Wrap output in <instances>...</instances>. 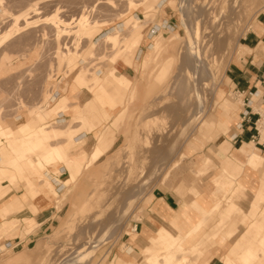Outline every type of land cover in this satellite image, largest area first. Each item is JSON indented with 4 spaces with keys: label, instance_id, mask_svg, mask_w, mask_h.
<instances>
[{
    "label": "rangeland",
    "instance_id": "obj_1",
    "mask_svg": "<svg viewBox=\"0 0 264 264\" xmlns=\"http://www.w3.org/2000/svg\"><path fill=\"white\" fill-rule=\"evenodd\" d=\"M133 1L130 4L128 0H110L108 6L104 0H0V139L3 142L0 150L9 151V159L16 154L17 136L29 133L20 132L21 120L28 118L27 124L34 131L27 138L40 128L56 125L70 129V134L63 135L58 142L47 137L49 144L39 154L56 143L64 145L66 154L63 156L55 148L61 162L47 165L46 170L57 174V168L62 166L63 182L68 177L65 160L73 154L72 160L79 170L76 180L56 194L51 190L42 194L51 203V213L42 224L12 215L23 209L21 200L37 194L31 196L17 174L0 175V212L4 213L0 214V221L5 220L7 226L0 234V264H106L135 234L134 224L141 219L143 204L155 185H168L181 200H188L192 198L187 193L188 185L193 183L201 190L214 169L212 162L202 175L197 177L193 172L201 167L205 155H215L216 142L227 136L225 132L212 137L214 125L205 118L218 121L225 116L216 110V91L221 90L223 98L234 103L241 100L223 77V69L232 54L241 52L237 40L256 14L264 10V0H146L142 6L137 3L140 0ZM83 14L91 20L89 26L78 23ZM133 16L139 17L142 29L128 36L125 22ZM167 17L170 21L164 26L161 22ZM60 27L93 30L96 34L80 39L66 31L58 39L56 33ZM149 31L154 32L153 39L163 34L162 45L156 46L148 68L143 69L141 59L140 66L139 60H133L141 55L140 47L145 50ZM114 33H121V41L113 50L103 40ZM190 36L195 43L188 49ZM68 48H74L76 55L62 53L70 54ZM130 62L134 66H129ZM126 67L132 70L129 76L132 83L121 87L127 89L122 97L121 88L113 81V68L120 72ZM40 71L45 72L46 81L43 93L38 94L36 85L28 82ZM71 79L79 88L69 100L65 92ZM110 84L115 85L111 92L115 103L110 116L105 117L100 110L104 100L96 92ZM54 89L59 92V100L51 107L52 102L46 100ZM130 89L132 95L127 98ZM119 99L122 100L118 103ZM62 104L67 109L55 111ZM39 107L47 108V117L41 116L38 121ZM62 112L66 118L60 123L62 118L56 115ZM18 115L20 122L16 120ZM200 124L206 131L211 130L210 136L199 131ZM10 125H17L13 132ZM81 133H86L85 144L81 141L73 143L76 147L70 146L71 139ZM90 153L95 160L91 157L89 165ZM38 172L39 181L36 173L30 174L35 184L43 183L44 177ZM217 172L219 167L213 174ZM18 190L23 194L13 198L5 214L3 202ZM241 192L236 200L242 198ZM219 201L220 205L225 204V199ZM182 209L184 215L189 213ZM216 219L213 215L205 228ZM244 227L245 224H238L232 241ZM14 236L25 239L16 246L4 247L2 243ZM152 247L155 252L153 243ZM168 249L163 246L158 254ZM154 252L151 256L158 259ZM257 259L254 264H264V258Z\"/></svg>",
    "mask_w": 264,
    "mask_h": 264
},
{
    "label": "crops",
    "instance_id": "obj_2",
    "mask_svg": "<svg viewBox=\"0 0 264 264\" xmlns=\"http://www.w3.org/2000/svg\"><path fill=\"white\" fill-rule=\"evenodd\" d=\"M162 20L161 23L164 26L166 22L170 21L169 17ZM172 28L170 26L169 30L171 31ZM149 35H152V38H149ZM146 37V44L143 48L145 47L147 51L148 46L154 41V32L150 33L149 31ZM143 41L144 40H142V42ZM237 46L241 52L232 54L224 66L223 77L230 84L231 90L235 91V93L240 96L241 103H234L228 99L226 100V98L222 96L221 99H218L219 101L215 99V103L217 104L216 110H218L220 114L224 113L226 117L221 116L218 121H215L212 117H206V119L211 120L214 125V131H212L214 134L212 137H216L218 133L225 132L227 136L216 142L214 146L215 155L210 157L205 155L202 159L201 167L197 169L201 170L204 168V161L206 159L210 160L211 165L212 162L214 164V169L210 172L207 181L202 185V193L196 197L183 201L176 192L168 187V185H155L148 194V201L143 204L141 219L138 223H135L134 231L132 230L135 234L128 238V242L124 243L120 247V250H117V255L106 264H141L144 262L147 264H161L158 259L151 256V253L154 252L152 247L154 238L159 237L163 239L166 244H169L180 235V237L183 236L186 238L189 232H191L200 220L212 209L213 204L222 198L225 199V204L223 206L226 205V202H230L237 206V216H234L230 225L221 231V235H218L215 239L206 241L203 246H201L200 252L202 254L196 260L195 264H220L221 255L222 264H238L240 255L246 250L258 259L264 258V228L257 227L258 219L264 222V135L262 134L264 133V129L262 131L259 130L258 124L263 118H258L256 114V112L260 113L261 108H264V10L256 14L254 21L248 29L239 36ZM145 50L140 47V54L144 53ZM140 57L141 55L136 57L133 62L139 60V65ZM133 62H130L128 65L134 66ZM120 64L125 65L123 62ZM113 70L132 83L129 79L132 73L130 67H126L120 70V72L117 71L116 68H113ZM44 74V71H40L31 82H28L29 84L32 83L36 85L38 94L43 93L45 89L46 78ZM125 91H127V89H120L122 97H124ZM131 95L132 90L130 89L127 98H130ZM58 97L59 92L57 97L52 99V101ZM121 100L122 99H119L118 103L121 102ZM18 117L20 119L19 115ZM56 117L62 118L61 121L59 120L60 123H63L66 118L63 112L56 115ZM93 123L96 128L97 122L94 119ZM200 128L199 131H202L206 136H210L211 130L209 128L207 130L208 132L202 128L201 124ZM61 129L64 130L65 128ZM260 133L262 135H260ZM81 134V136L86 137V133ZM25 137L26 136H17V145L14 148L16 154H13L11 159L19 158V163L27 159H32L34 161L32 171L36 173L37 176L39 174L38 171H41V174H44L49 181H43V183H39L40 185L35 184L32 180V175H30L33 172L29 169H24L22 172L23 176L38 186L40 194H37V196L31 199L21 200L24 202L23 209H20V211L12 215L20 219H33V221L42 224L48 219L51 213V203L49 204L47 198L42 194L47 193L49 190L56 194L57 191L61 189L52 178L54 174L53 171L46 170L47 165L56 161L61 162L60 156L54 151L59 145L58 143L51 144L50 150L42 154H37L28 144L27 140H23ZM77 137H80V135H77ZM100 139H102V137ZM97 143L96 141V144ZM259 146H262L263 149ZM194 148H196V146ZM260 151H262V154H260ZM22 153H24V156ZM91 155L92 153H90L89 156V165L90 161H92ZM246 155L248 158H246ZM93 160L95 159L93 158ZM218 167L219 172L213 174L215 168ZM58 169L61 170L60 174L65 172L62 166H59L57 170ZM0 173L2 175L14 176L17 174L11 165L1 163V158ZM219 173H226L227 176L231 177L232 186L220 187L218 184H213V177ZM66 176L68 175L66 174ZM39 180L40 178L37 181ZM24 183L25 185L27 184L25 181ZM1 187L2 186H0V190ZM26 188L28 191V185H26ZM237 191H239V193L241 191L244 192H241L239 196L242 198L236 200L239 194ZM22 194L20 190L16 192L13 191L8 195V200L3 202L4 204L1 207L13 201L14 197L20 198ZM29 194L32 196V193ZM260 203L261 205L263 204V206H261ZM27 207H30L31 211H34V213H31ZM182 208L188 210L189 213L184 215ZM0 214L4 213L0 212ZM191 217L193 218L190 219ZM238 220L239 222L236 223ZM4 222L5 220L0 221V234L4 233L7 229ZM216 223H218V217L206 228V230H200L195 235L188 237L186 239L188 240L187 246L190 247L195 245L201 236L213 225H216ZM240 223L245 224V227L232 241L231 238ZM207 224L208 222L206 225ZM184 233L185 235H183ZM194 238H196V240L192 242ZM24 239H19L18 236H14L10 239H6L2 244L4 247L16 246L23 242ZM211 244L213 245L209 247ZM120 252L123 253L120 254ZM143 253L145 254V258L141 256ZM208 253H210V259H208ZM130 256L131 260L128 261Z\"/></svg>",
    "mask_w": 264,
    "mask_h": 264
},
{
    "label": "bare ground",
    "instance_id": "obj_3",
    "mask_svg": "<svg viewBox=\"0 0 264 264\" xmlns=\"http://www.w3.org/2000/svg\"><path fill=\"white\" fill-rule=\"evenodd\" d=\"M105 2V4L107 5L108 4V6L110 5V3H108V1H110V0H104ZM116 1V0H115ZM114 0H113V2H115ZM133 0H128V3H130V2H132ZM193 1V0H192ZM113 2H112V4H113ZM133 2H135V1H133ZM136 3V2H135ZM139 5H143V4H145L146 3V0H140V1H138L137 2ZM98 4V3H97ZM100 4V3H99ZM131 4V3H130ZM91 6H93V4L91 5ZM90 6V7H91ZM115 6V5H114ZM90 7L88 8L89 10H90ZM112 7V6H111ZM114 8V7H113ZM199 8V7H198ZM87 9V8H86ZM86 11V10H85ZM85 11H83V12H85ZM36 12V11H35ZM85 14V13H84ZM82 15V17L78 20L79 22L78 23H81L82 25H84L85 27L86 26H89L90 25V23H91V20L88 18V16H86V15ZM125 24H126V30H127V35L129 36V35H131V34H133L134 32H136V31H139L140 29H142L141 28V26H140V19H139V17H132L131 19H128L126 22H125ZM124 27V26H123ZM172 28V27H171ZM121 29V28H120ZM119 29V30H120ZM123 29V28H122ZM58 30L59 31H57V33H56V36H57V38L58 37H62L61 35H63V33L64 32H66V31H68V32H70V34L72 33V34H74L75 36H79L80 37V39L82 38V36H83V38L85 39V38H89L90 36V38H92L95 34H94V31L92 30V31H89V30H86V31H80V30H78V29H76V28H73V29H69V30H67L66 28L64 29L63 27H60V29L58 28ZM171 31H173V28L171 29ZM59 33V34H58ZM174 33V32H173ZM94 34V35H93ZM120 34L121 33H114V34H112V35H107L106 37H105V39L103 40L104 41V43H106V44H108L109 46H111V48L114 50L117 46H118V44L120 43V39H119V36H120ZM69 35V34H68ZM64 36V35H63ZM87 36V37H86ZM161 36H163V34L161 33V34H159L155 39H154V42L155 43H153V44H151L150 46H148V49H147V51L146 52H144V53H142L141 54V63H142V68L143 69H147L148 68V64H149V61H150V59H151V56H152V54L155 52V50L157 49L156 48V46L158 47V46H161L162 45V39H161ZM176 36V35H175ZM3 38V37H2ZM78 38V37H77ZM149 38H152V35H149ZM59 39V38H58ZM75 40V39H74ZM76 41V40H75ZM74 41V42H75ZM194 42V40H193V37L192 36H190L189 37V39H188V41H187V46H188V49H190L191 47H193L192 45L195 43H193ZM74 45V44H73ZM70 47V46H69ZM68 49H71V48H68ZM73 49V50H72ZM71 49V51L69 50V52H71L70 54H67L66 52H62V53H64L65 55H67V56H70V55H73V54H75L76 55V53H77V51H74V48H72ZM63 50H65V48H63ZM74 52V53H73ZM66 56V57H67ZM78 57V56H77ZM63 58V57H62ZM64 61V60H63ZM62 61V62H63ZM66 64H67V62H66ZM182 65H184V64H182ZM146 71V70H145ZM199 70H197V73H200L201 74V72L199 71ZM113 81L115 82V84L116 85H118L120 88L121 87H127L128 85H129V81L126 79V78H124L122 75H120V74H118L117 72H115L114 74H113ZM118 83V84H117ZM52 84V83H51ZM115 85H113V87H111V84L110 85H108L107 87L106 86H102L100 89H98L97 90V94H100V95H98L100 98H102V100H104V103H103V105H101V108H100V110H101V112L104 114V116L105 117H109L110 115V111H111V109L114 107V98L112 97V95H111V92H112V89L113 88H115L114 87ZM66 88V87H65ZM77 88H79V85L75 82V80H73V79H71V84H70V86H69V88H68V90H67V92H65L66 93V95L68 96V99L70 100V98H72V96H73V92H74V90L75 89H77ZM197 90V89H196ZM196 92H198V91H196ZM215 94H217V100L218 99H221L222 98V91L221 90H219V91H216V93ZM199 95H200V93H199ZM198 95V96H199ZM97 96V97H98ZM199 97H201V96H199ZM210 99V98H209ZM59 100V97L57 98V99H55V100H51L52 101V104L50 105L51 107L52 106H54V104L57 102ZM204 100V99H203ZM207 100V99H206ZM219 101V100H218ZM205 102V101H204ZM236 102H240L241 103V100H238V101H236ZM46 103V102H45ZM205 103H202V106H205L204 105ZM47 106V105H46ZM50 106H47V108L48 107H50ZM39 108H41V110H39V112L36 114V120H38L39 121V118L42 116H46L47 117V114L45 113V111H47V108H45V109H42L43 107H39ZM65 109H67V106H64L63 104L62 105H59L56 109H55V111L56 110H65ZM70 109V108H69ZM54 111V112H55ZM203 113V115L202 116H204V112H202ZM198 116H200V115H198ZM18 117V116H17ZM21 117V116H20ZM45 117V118H46ZM202 118H204V117H202ZM18 119H19V117L18 118H16V120L18 121ZM28 119V118H27ZM24 120V121H22L21 119V123L19 124L20 125V127H22V128H20V132H25V131H27V132H29V133H27L25 136H29V134H31L32 132H34V131H32L31 130V128H30V126L27 124V121L28 120ZM206 119V118H205ZM0 120H1V118H0ZM20 120L18 121V122H20ZM201 121L203 120V119H200ZM199 120V121H200ZM198 122V121H197ZM1 123V122H0ZM198 123H200V122H198ZM197 123V124H198ZM196 124V123H195ZM11 126V131L13 132L15 129H16V126L17 125H14V126H12V125H10ZM49 128H51V129H49ZM258 128H259V130L260 131H262L263 129H264V118H263V120L262 121H260L259 122V124H258ZM61 128H57L56 127V125H50V126H47V127H43V128H40V129H38L37 131H35V135L34 136H32V137H29V138H27L26 137V139H27V142H28V144L37 152V154L42 150V148L46 145V144H49V142H47L46 141V138L47 137H49V136H51L52 137V139L55 141V142H58L57 140H60V138H63L62 136L63 135H69L70 134V129L67 131V130H60ZM78 135H80V137H77V135L76 136H74L72 139H71V145L70 146H72L73 145V143H75V142H81V141H84V142H82V143H84L85 144V140H87L86 139V137H84V136H81L82 134H78ZM201 135V134H200ZM261 141H262V139H261ZM2 144H3V142L1 141V139H0V148H1V146H2ZM58 144H60V143H58ZM76 144H78V143H76ZM193 145V144H192ZM195 145V144H194ZM69 146V147H70ZM75 146V145H74ZM74 146H72V147H74ZM3 147V146H2ZM76 147V146H75ZM100 147V146H99ZM71 148V147H70ZM58 151H60L62 154H63V156H64V154H66L65 153V147H64V145H62V144H60V146H58V149H57ZM98 150V152H99V150H100V148H98L97 149ZM249 151H251V150H249ZM253 153V152H252ZM36 154V153H35ZM22 155L24 156V153H22ZM74 155V154H73ZM73 155H72V157H70L71 159H69L68 157H67V159L65 160V167H66V169H67V175H68V177L66 178V177H64L62 180H63V182H61V178H60V172H61V170L60 169H58L56 172H58L57 174H53L55 177L53 178V180L55 181V183L57 184V186H59L60 188H64V187H66V186H68V184L69 183H71V182H74L75 180H76V178H77V175L79 174V170H78V168H77V166L74 164V160H72L73 159ZM247 156V155H246ZM11 156H10V153H9V151L8 152H3V151H1L0 150V158H1V163L2 162H4V163H6V164H9V165H11L13 168H14V170H15V172L17 173V177L19 178V179H22V180H24L27 184L26 185H28V188H29V190H28V193H32V196L34 197V195H36V194H40V191L38 190V186H36L35 184H33L32 182H30L29 180H27L24 176H23V174H22V172L24 171V169H32V166L34 165V161L32 160V159H27L26 161H24V162H22V163H19L18 161H19V158L18 159H9ZM246 158H248V156L246 157ZM211 166V162H210V160H205L204 161V168L203 169H201V170H196V171H193L194 173H195V176H199V175H202L203 173H205L206 172V170L209 168ZM192 172V171H191ZM190 174V173H189ZM0 175H1V173H0ZM42 175V177H44V179H43V181H47L48 180V178L47 177H45V175L44 174H41ZM192 175V174H191ZM38 176L40 177V179H41V176L38 174ZM79 176V175H78ZM201 177V176H200ZM57 179V180H56ZM192 179H193V177H192ZM0 180H1V178H0ZM12 180H13V178H12ZM49 181V180H48ZM199 181V180H198ZM193 182V181H192ZM195 182V181H194ZM212 183L213 184H218V185H220V187H222V186H230L231 184H232V178L231 177H229V176H227V174L226 173H219L218 175H215L214 177H213V179H212ZM41 184V183H40ZM39 184V185H40ZM193 184V183H192ZM188 185L189 186V188H188V190H187V193L188 192H190V194H192V198L193 197H196V196H198V195H200L201 193H202V191L201 190H199L196 186H194V185ZM195 184V183H194ZM232 186V185H231ZM263 194H264V192H263ZM264 196V195H263ZM260 199H261V197H260ZM263 199V198H262ZM40 200V199H39ZM220 200V199H219ZM217 201V202H215L214 204H213V207H212V209L207 213V215H205L201 220H200V222L197 224V226H195V228H193L192 229V231L191 232H189V235H187V237L185 238V237H180V236H178L176 239H174L172 242H170L169 244H166V242H164V240L163 239H161V238H159V237H155L154 238V241H153V244L155 245V248H156V251L154 252V254H156V256H154V257H158V260H159V262L161 263V264H192V262H193V264H195V262H196V260L200 257V255L202 254L201 252H200V248H201V246H203V244L206 242V241H208V240H210V239H215V238H217V236L218 235H221L220 233H221V231H223L228 225H230V223H231V220H232V216H235L236 215V213H237V211H238V208H237V206H235L234 204H232V203H228V202H226V205L225 206H222V205H220V202L221 201ZM11 201V200H10ZM12 202L13 201H11V202H8V203H6V205L3 207L4 209L3 210H5V211H7V212H5V214L6 213H8V211H9V209L10 208H8V206L10 205V204H12ZM259 202H260V200H259ZM261 202H263V201H261ZM15 203V202H14ZM16 203H18V202H16ZM15 203V204H16ZM14 204V205H15ZM264 204V203H263ZM263 204L261 205V203H260V205L261 206H263ZM15 208V207H14ZM35 209V208H34ZM36 210V209H35ZM213 215H216L217 217H218V223H216V225H213L208 231H206L202 236H201V238L198 240V242L195 244V245H193V246H190V247H188L187 246V241L188 240H186L188 237H190L191 235H195L196 233H198L200 230H206V223L209 221V220H212V216ZM215 218V217H214ZM254 223V222H253ZM257 227L258 228H264V222L261 220V219H258L257 220ZM133 231H134V228L132 229ZM183 235H185V233L183 234ZM97 243V242H96ZM89 244V243H88ZM163 246H165V247H169V249L166 251V252H164V253H162V255H160V254H158L159 253V248H161V247H163ZM92 249L93 248H91V251H92ZM91 251H90V254H91ZM87 252V251H86ZM191 254H193V256H191ZM209 254V253H208ZM159 255H160V257H159ZM235 259V258H234ZM254 259H255V257H254V255H252L249 251H244V253H242L241 255H240V257H239V259H238V262L240 263V264H254V263H256V261H254ZM257 261H258V259H257Z\"/></svg>",
    "mask_w": 264,
    "mask_h": 264
},
{
    "label": "built area",
    "instance_id": "obj_4",
    "mask_svg": "<svg viewBox=\"0 0 264 264\" xmlns=\"http://www.w3.org/2000/svg\"><path fill=\"white\" fill-rule=\"evenodd\" d=\"M58 80H59V79H58ZM233 93L236 94L235 91H233ZM57 94H58V91H57L56 89H54V90L52 91V93L47 97L46 102H47V101H48V102H52L51 100L54 99V98L57 96ZM237 95H238V94H237ZM256 114H257V117H258V118H259V117L262 118V116L264 117V109L260 110V113L256 112ZM134 227H135V224H134Z\"/></svg>",
    "mask_w": 264,
    "mask_h": 264
}]
</instances>
